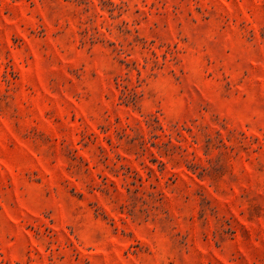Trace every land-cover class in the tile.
Listing matches in <instances>:
<instances>
[{"label": "rangeland", "instance_id": "1", "mask_svg": "<svg viewBox=\"0 0 264 264\" xmlns=\"http://www.w3.org/2000/svg\"><path fill=\"white\" fill-rule=\"evenodd\" d=\"M0 264H264V0H0Z\"/></svg>", "mask_w": 264, "mask_h": 264}]
</instances>
